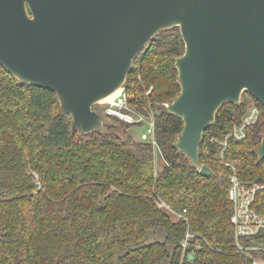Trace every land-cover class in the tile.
<instances>
[{
  "label": "trees",
  "instance_id": "1",
  "mask_svg": "<svg viewBox=\"0 0 264 264\" xmlns=\"http://www.w3.org/2000/svg\"><path fill=\"white\" fill-rule=\"evenodd\" d=\"M183 51L178 26L160 30L134 56L123 83L132 105L154 114L158 170L153 145L129 132L134 124L107 115L100 130L80 132L53 90L22 82L0 64V264L264 260V231L237 236L228 196L233 172L246 185L264 183V157L255 151L264 104L248 92L218 108L199 145L200 164L211 173L201 174L174 145L183 121L163 104L180 90L175 57ZM251 106L256 120L244 136L230 135ZM160 200L186 211L176 217ZM253 206L264 213L263 187ZM158 228L164 238L146 242ZM186 230L192 236L182 253Z\"/></svg>",
  "mask_w": 264,
  "mask_h": 264
},
{
  "label": "water",
  "instance_id": "2",
  "mask_svg": "<svg viewBox=\"0 0 264 264\" xmlns=\"http://www.w3.org/2000/svg\"><path fill=\"white\" fill-rule=\"evenodd\" d=\"M173 26L184 41L175 57L180 90L166 104L183 121L174 145L209 175L199 145L218 108L239 103L243 91L264 104V0H0V64L53 90L72 128L100 130L108 119L93 104L123 85L155 33ZM255 151L264 157V132Z\"/></svg>",
  "mask_w": 264,
  "mask_h": 264
},
{
  "label": "built area",
  "instance_id": "3",
  "mask_svg": "<svg viewBox=\"0 0 264 264\" xmlns=\"http://www.w3.org/2000/svg\"><path fill=\"white\" fill-rule=\"evenodd\" d=\"M151 89L152 85L145 90V94H148ZM100 103H102L103 107L102 113L106 116L114 117L129 124L139 125L148 122L149 128L147 133L142 135V138L149 141L155 149H158V144L155 138V119L153 112H143L135 108L131 103L130 96L125 90L124 85L118 88L112 97L106 100H100ZM163 104L166 106L167 103L164 102ZM257 116L258 108L256 106H251L249 111L243 117L241 124L234 125L229 134L237 138L244 136L245 126L254 122ZM148 133L150 134V137L148 136ZM220 142L225 145L226 139L221 140ZM262 187L264 188V183H252L246 185L241 182L235 172L231 174L228 196L232 202L233 210L230 216V221L234 225L237 236L252 235L264 231V213H260L253 206L256 191ZM159 205L169 209L176 217L183 216V213L186 211V208L173 210L164 200H160ZM190 236H192V233L189 230H186L185 237L181 241L182 253H184ZM260 261L261 260H254L255 263H259Z\"/></svg>",
  "mask_w": 264,
  "mask_h": 264
},
{
  "label": "rangeland",
  "instance_id": "4",
  "mask_svg": "<svg viewBox=\"0 0 264 264\" xmlns=\"http://www.w3.org/2000/svg\"><path fill=\"white\" fill-rule=\"evenodd\" d=\"M145 46V45H144ZM244 97H248V91H243L242 94H241V99L242 100ZM167 103V102H166ZM151 104V102L149 103V105ZM94 109L96 110H100L101 112H103V107H102V103H100L99 101L94 103L93 106H92ZM149 128V123L148 122H145L143 124H139V125H136L134 124L133 126H130L129 127V132L136 138V139H143L142 138V135L144 133H147V130ZM148 136L150 137V134L148 133ZM155 163H159L158 161V155H157V149H155ZM159 168V166H156ZM158 168L156 170H158ZM162 264H168V259H164L162 261ZM264 264V262H263Z\"/></svg>",
  "mask_w": 264,
  "mask_h": 264
},
{
  "label": "crops",
  "instance_id": "5",
  "mask_svg": "<svg viewBox=\"0 0 264 264\" xmlns=\"http://www.w3.org/2000/svg\"><path fill=\"white\" fill-rule=\"evenodd\" d=\"M156 166H159V163H155V168L157 169L158 167ZM159 169V168H158ZM165 236V232L162 228H158L156 231H151L149 232L146 237H145V241L146 242H149V241H152L154 239H159V240H162ZM164 259H168V264H169V258L166 257ZM163 259V260H164ZM258 264H263V261H260Z\"/></svg>",
  "mask_w": 264,
  "mask_h": 264
},
{
  "label": "bare ground",
  "instance_id": "6",
  "mask_svg": "<svg viewBox=\"0 0 264 264\" xmlns=\"http://www.w3.org/2000/svg\"><path fill=\"white\" fill-rule=\"evenodd\" d=\"M117 90L113 91L112 93L108 94L107 96H105L102 100H106L110 97H112L115 93H116ZM100 102V101H99ZM261 261H264V260H261ZM258 264V263H257Z\"/></svg>",
  "mask_w": 264,
  "mask_h": 264
}]
</instances>
